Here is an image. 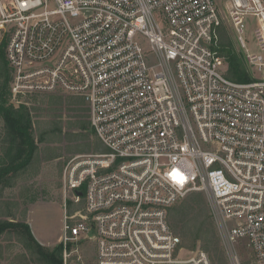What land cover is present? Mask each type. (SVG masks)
Instances as JSON below:
<instances>
[{"label": "built area", "instance_id": "obj_1", "mask_svg": "<svg viewBox=\"0 0 264 264\" xmlns=\"http://www.w3.org/2000/svg\"><path fill=\"white\" fill-rule=\"evenodd\" d=\"M225 22L252 80L228 74ZM0 33L14 98L82 97L105 147L65 165V193L85 187L66 263L68 242L91 238L97 264H214L184 255L169 217L202 191L228 264H264V0H0Z\"/></svg>", "mask_w": 264, "mask_h": 264}, {"label": "rangeland", "instance_id": "obj_2", "mask_svg": "<svg viewBox=\"0 0 264 264\" xmlns=\"http://www.w3.org/2000/svg\"><path fill=\"white\" fill-rule=\"evenodd\" d=\"M216 1L222 4L225 0ZM253 29L252 25L248 26L247 34L244 35L250 48L255 47ZM220 38L221 42H232L234 46L238 45L242 48L240 42L237 41L236 33L226 22L221 28ZM143 44L145 48H148V40ZM10 86L12 90V84ZM27 95L24 94V97L21 98L24 103L19 104V99H15L14 96L11 101H14L16 106L26 104L31 107L36 130L35 138L39 149L33 162L25 172L21 173L17 182L2 191L0 211L2 213L9 211L12 215L0 216V219L30 220L39 241L53 247L63 241L66 210L68 213L77 211L84 213L85 211L83 197L76 201L73 191L69 190L67 194L65 193V165L77 155L96 153L105 150V147L90 126L88 107L82 97L59 92L37 93L33 99ZM54 124L55 126L59 124L62 129L61 139L55 140L53 137H48L47 140L42 141L41 134ZM4 134V121L0 118V141L4 138ZM1 148L0 143V151ZM68 201L73 202L74 205L65 209V205L69 204ZM193 202H196V206L194 209H190ZM205 216H207L208 223L214 230L213 235L216 236L220 245V251L216 253L204 248L206 242L203 239L197 241L196 247H192L189 235H185V233L189 234L194 231L196 224L205 219ZM169 217L171 225H174L172 227L174 232L183 242L185 256L202 249L209 253L214 264H228L218 226L204 192H191L178 201L170 209ZM175 223L178 225L177 228ZM9 238L12 240H7ZM68 247L72 253L68 257L67 263L64 257V264H97L95 239L70 241ZM237 250L242 257L249 255L242 243L237 244ZM24 253L26 254V250L22 243L18 242L13 235L1 237L0 264H38L29 256L26 259L23 256Z\"/></svg>", "mask_w": 264, "mask_h": 264}, {"label": "trees", "instance_id": "obj_3", "mask_svg": "<svg viewBox=\"0 0 264 264\" xmlns=\"http://www.w3.org/2000/svg\"><path fill=\"white\" fill-rule=\"evenodd\" d=\"M6 42L4 40L0 45V118L4 121L5 132L4 138L0 141L2 147L0 151V196L4 189L12 187L21 173L27 170L39 149L35 138L36 130L31 107L26 104L16 106L14 101H11L13 92L10 85L14 75L6 54ZM220 50L226 58L229 66L228 74L232 79L252 80L246 56L238 45L234 46L232 42H221ZM36 95L28 94L27 96L33 99ZM22 97L24 96H18V99L24 103L21 100ZM48 137H53L55 140L61 139L62 129L59 124L46 128L41 134L42 141L47 140ZM79 192L85 200V187ZM68 202L67 208L69 209L74 203ZM195 206L196 202L191 203L190 209H194ZM11 215L9 211H3V213L0 211L2 217ZM177 226L175 223L176 228ZM213 234L214 230L208 223L207 216L196 224L194 231L189 234L185 233L189 235L192 247H196L197 241L203 239L206 242L204 248L216 253L220 251V245ZM8 235H13L18 242L22 243L26 250V254L23 255L26 259L29 256L38 264H64V244L61 242L53 247L42 244L35 237L27 220L0 219V240L1 237Z\"/></svg>", "mask_w": 264, "mask_h": 264}, {"label": "crops", "instance_id": "obj_4", "mask_svg": "<svg viewBox=\"0 0 264 264\" xmlns=\"http://www.w3.org/2000/svg\"><path fill=\"white\" fill-rule=\"evenodd\" d=\"M65 209H67V206L65 205ZM29 219V218H28ZM28 222H29V224H30V226H31V228H32V231H33V233H34V235H35V237L37 238V236H36V232H35V230H34V228L32 227V225H31V221L30 220H28ZM38 239V238H37ZM39 240V239H38ZM39 242H41V241H39ZM42 243V242H41ZM43 244V243H42ZM45 245V244H44Z\"/></svg>", "mask_w": 264, "mask_h": 264}, {"label": "water", "instance_id": "obj_5", "mask_svg": "<svg viewBox=\"0 0 264 264\" xmlns=\"http://www.w3.org/2000/svg\"><path fill=\"white\" fill-rule=\"evenodd\" d=\"M90 235H92V232L90 233Z\"/></svg>", "mask_w": 264, "mask_h": 264}]
</instances>
